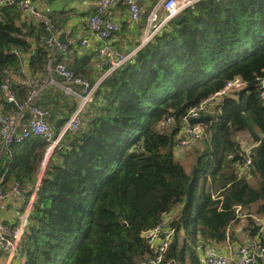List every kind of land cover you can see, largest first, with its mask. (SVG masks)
I'll return each instance as SVG.
<instances>
[{
    "label": "trees",
    "instance_id": "1",
    "mask_svg": "<svg viewBox=\"0 0 264 264\" xmlns=\"http://www.w3.org/2000/svg\"><path fill=\"white\" fill-rule=\"evenodd\" d=\"M35 1L52 5L58 0ZM42 8L55 25L51 12ZM24 16L16 4L0 5L4 112L13 107L2 90L7 78L17 98L25 101L29 80L45 76L48 60L56 64L64 59L63 51L55 54V47L46 45L45 25ZM94 60L95 65L91 56L75 55L66 65L94 84L98 68L103 70ZM24 64L27 77L21 73ZM12 73L24 82L16 84ZM235 77L245 87L226 96L221 109L209 106L202 113L210 116L204 135L183 146L179 138L189 110ZM261 81L264 0H200L169 20L100 82L77 131L67 132L50 153V143L33 136L1 159L3 192L19 183L22 197L29 198L39 181L17 252L25 256L24 264H138L154 257L155 248L143 233L160 224L156 242L171 237L160 264H205L208 244L237 243L238 249L251 238L262 239ZM42 94L33 104L48 111L50 123L51 109L42 107ZM64 104L68 112L50 123L56 135L77 100L66 95ZM241 132L249 134L253 148L238 140ZM185 155L193 160L190 170L181 160ZM241 229L246 239L237 235Z\"/></svg>",
    "mask_w": 264,
    "mask_h": 264
},
{
    "label": "built area",
    "instance_id": "2",
    "mask_svg": "<svg viewBox=\"0 0 264 264\" xmlns=\"http://www.w3.org/2000/svg\"><path fill=\"white\" fill-rule=\"evenodd\" d=\"M198 1L200 0H157L147 12L145 28L137 46L130 51H124L117 49L110 41L115 32L119 30V24L111 19L113 6L116 2H121L127 7L130 19L132 21H139L143 15V3L141 0H97L96 12L88 19V31L90 36L96 37L100 41L99 44L94 45V49L99 61L106 66L103 75L99 77L96 83L92 84L84 77L76 75L74 71L67 67L66 63L59 62L53 64L52 59H50L46 66L45 76L29 80L28 97L25 101L17 98L16 94L9 87L10 78H7L2 85V90L6 94L7 103L12 104L13 107L8 112L0 111V161L4 156L10 154L13 145L23 143L33 136L42 137L50 143L47 153L54 150L67 132L77 131L79 129L81 114L84 108L94 100V93L100 82L111 72L131 59L169 20L179 15L184 9L194 7ZM14 4L22 11L30 12L35 20L45 25L46 31L49 32L46 39V45L48 47H62L54 23L51 22L43 9H39V5L35 0H0V5ZM87 41L88 38L82 39L83 44H86ZM15 52L17 53V50ZM18 55L20 56L19 53ZM21 73L25 77L29 76V70L26 64L21 68ZM55 73L63 77L64 81L62 82V86L65 92L77 100L76 107L68 120L61 126L58 135L55 134L47 120L48 111L33 104L35 97L46 86L57 84L53 77ZM245 85L246 83L240 77H235L229 80L225 87L213 97L191 108L183 118L184 131L179 138L182 145L188 146L190 139L201 138L205 133L206 124L204 122L192 123V119L202 117V113L209 106L213 107L217 104L219 105V109H221L223 99L229 96L232 91L243 89ZM260 95L264 100V81L260 82ZM170 121L171 118H167V122ZM246 161L250 163L251 157L248 156ZM38 182L33 187L29 201L20 213L19 223L15 229L0 216V257L6 254L14 255L18 252L21 236L27 224L32 203L38 189ZM23 194L24 192L19 183H15L13 188L6 193L0 187V206L5 201V198L18 201ZM239 209L240 206L237 207V212ZM162 230L163 228L160 224L158 227L143 233V236L155 248V255L138 264L161 263L164 252L168 248L171 240L170 234H168L165 239L159 241V243L156 242V238L159 237ZM261 233L262 239L259 236L251 238L246 245L239 247L236 252V258H232L215 244H208L204 248L202 261L205 264H256L258 261L264 264V229L261 230Z\"/></svg>",
    "mask_w": 264,
    "mask_h": 264
},
{
    "label": "crops",
    "instance_id": "3",
    "mask_svg": "<svg viewBox=\"0 0 264 264\" xmlns=\"http://www.w3.org/2000/svg\"><path fill=\"white\" fill-rule=\"evenodd\" d=\"M156 1L157 0H141L144 8L143 15L139 21H132L130 19L128 9L125 5L120 2L115 3L111 19L119 24V30L114 34L110 41L117 49L130 51L137 46V42L140 41L145 28L147 12L152 8ZM36 2L41 6V9L44 7V10L51 12L54 21L57 26H59V40L61 35L65 34V39L68 42L63 43L60 41L62 47L55 48V54L63 51L64 59L62 62L67 64L70 63L75 55H89L95 65L94 59H98V56L94 49V45L99 44L100 41L96 37L89 35L88 18L95 11L97 0H58L52 5L44 2L40 3V1ZM23 13L25 18L31 19L33 17L30 12L23 11ZM84 38H88L86 44L82 43V39ZM69 45H72V49H67ZM97 65L103 67V70L98 68L100 71L96 73V75L100 77L103 75L106 68L99 59L96 62V66ZM12 77L16 84H22L24 82L16 73H12ZM53 77L57 84L46 86L41 98L42 107L51 109L50 123L52 126L56 122H59V120L64 117V114L68 112V109L64 106V98L68 94L63 89L62 78L58 74H54ZM5 108L6 106L3 103V100H0V111H6ZM48 119L49 117L47 120ZM29 198H25L24 196L18 201L8 198L0 206L1 218L11 225L13 229L18 225L20 213L29 201ZM259 220L261 223L263 222L262 217H260ZM218 247L224 250V252L232 258L237 257V243L220 244ZM24 262L25 256L20 255L19 253H15L14 255L6 254L3 257H0V264H24Z\"/></svg>",
    "mask_w": 264,
    "mask_h": 264
},
{
    "label": "rangeland",
    "instance_id": "4",
    "mask_svg": "<svg viewBox=\"0 0 264 264\" xmlns=\"http://www.w3.org/2000/svg\"><path fill=\"white\" fill-rule=\"evenodd\" d=\"M166 125L167 124H164L163 127L165 128ZM238 137H239L238 140L241 141V143H244L245 147H247L248 149H251V148H253L255 146V142L250 138V136H249V134L247 132H241V133H239ZM181 160L183 161V163L186 164L187 169L190 170L191 167H192V165H193L192 158H189V156L185 155V157L182 158ZM250 181H251V183H255L256 182V179L253 177V178H250ZM179 205L182 206V204H179ZM175 211H176V213H175ZM244 212L246 213L247 211L245 210ZM174 213L176 215L179 214V210L176 208L174 210ZM253 217H254L256 223L260 222V220H259L260 219V216L254 214ZM244 223H242L241 225L243 226ZM237 227H240V225H238ZM244 231L245 230H242L241 229L238 232V234H237V235L240 236L241 239H246V236H245ZM240 242H242V241L240 240Z\"/></svg>",
    "mask_w": 264,
    "mask_h": 264
},
{
    "label": "water",
    "instance_id": "5",
    "mask_svg": "<svg viewBox=\"0 0 264 264\" xmlns=\"http://www.w3.org/2000/svg\"><path fill=\"white\" fill-rule=\"evenodd\" d=\"M121 3V2H120ZM60 41L63 42V43H67L68 41L65 39V34H62L61 37H60ZM106 68V66H105ZM210 118L209 115L207 116H202V117H199V118H196V119H192L191 122L192 123H195V122H207V120ZM124 224H126L124 222Z\"/></svg>",
    "mask_w": 264,
    "mask_h": 264
}]
</instances>
